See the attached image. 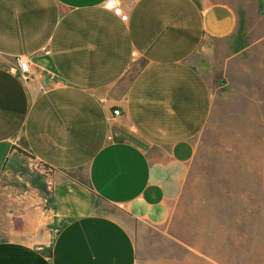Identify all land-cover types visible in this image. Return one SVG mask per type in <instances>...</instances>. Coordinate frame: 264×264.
Here are the masks:
<instances>
[{"label":"crops","instance_id":"1","mask_svg":"<svg viewBox=\"0 0 264 264\" xmlns=\"http://www.w3.org/2000/svg\"><path fill=\"white\" fill-rule=\"evenodd\" d=\"M107 1L0 0V264H251L197 156L212 83L264 100V0Z\"/></svg>","mask_w":264,"mask_h":264},{"label":"rangeland","instance_id":"2","mask_svg":"<svg viewBox=\"0 0 264 264\" xmlns=\"http://www.w3.org/2000/svg\"><path fill=\"white\" fill-rule=\"evenodd\" d=\"M212 87L217 96L197 164L207 167L205 181L234 194L228 204L234 206L235 248H251V264H264V100L245 101L221 83Z\"/></svg>","mask_w":264,"mask_h":264},{"label":"built area","instance_id":"3","mask_svg":"<svg viewBox=\"0 0 264 264\" xmlns=\"http://www.w3.org/2000/svg\"><path fill=\"white\" fill-rule=\"evenodd\" d=\"M106 6L108 8L116 9L120 12H123L126 10V5L119 0H108L106 3ZM18 62H19V66L22 72L27 76L31 70L30 62L25 57H22V56L18 58ZM114 112L116 114H119L120 110L117 109Z\"/></svg>","mask_w":264,"mask_h":264},{"label":"trees","instance_id":"4","mask_svg":"<svg viewBox=\"0 0 264 264\" xmlns=\"http://www.w3.org/2000/svg\"><path fill=\"white\" fill-rule=\"evenodd\" d=\"M24 153V152H23Z\"/></svg>","mask_w":264,"mask_h":264}]
</instances>
